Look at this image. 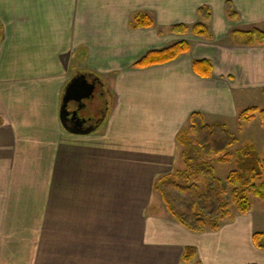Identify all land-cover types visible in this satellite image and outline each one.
<instances>
[{"label": "crops", "instance_id": "crops-1", "mask_svg": "<svg viewBox=\"0 0 264 264\" xmlns=\"http://www.w3.org/2000/svg\"><path fill=\"white\" fill-rule=\"evenodd\" d=\"M139 11L155 25L132 27ZM240 20L264 23V0H0V264H264L254 205L194 232L153 189L182 160L177 134L192 112L236 117L238 93L264 86V45L227 28ZM198 21L213 38L169 30ZM180 40L191 42L187 54L134 67ZM204 58L211 77L193 69ZM82 73L113 97L111 107L100 94L87 103L95 116L107 110L88 134L61 121L65 89ZM187 246L193 261L182 259Z\"/></svg>", "mask_w": 264, "mask_h": 264}, {"label": "trees", "instance_id": "trees-1", "mask_svg": "<svg viewBox=\"0 0 264 264\" xmlns=\"http://www.w3.org/2000/svg\"><path fill=\"white\" fill-rule=\"evenodd\" d=\"M226 8L229 17H237L231 2H227ZM198 13L205 20L212 17V9L207 5L201 6ZM131 25L135 28L152 27L155 20L147 12L139 11L133 15ZM169 30L179 34L190 31L201 37L213 38V33L203 21L191 26L174 24ZM231 36L244 37V44L264 45V30L258 27L234 29ZM191 49L190 41L180 40L168 47L148 51L134 63V67L168 63ZM193 69L200 76L211 77L214 65L210 59H196ZM261 92L264 95V86ZM257 113H260L264 127V105L246 107L237 118L242 122L251 121ZM177 141L182 149L181 163L175 170L160 175L153 188L161 195L169 213L188 229L194 232L219 230L224 221L235 218L236 212L245 215L251 211L252 196L264 201V153L260 156L254 145L237 150L238 169L230 171L226 178L218 175V165L233 161L235 153L230 149L238 142V137L226 122L208 123L202 112L194 111L189 123L178 132ZM253 240L257 247L264 248V231L255 232ZM196 253V247L187 246L182 259L193 261Z\"/></svg>", "mask_w": 264, "mask_h": 264}, {"label": "rangeland", "instance_id": "rangeland-1", "mask_svg": "<svg viewBox=\"0 0 264 264\" xmlns=\"http://www.w3.org/2000/svg\"><path fill=\"white\" fill-rule=\"evenodd\" d=\"M259 23L258 24H250V23H247L245 21H241L240 20L238 22H231L230 24L228 22L227 23V28H229V29L231 28V29L248 30V29H251V28L256 26V27L264 30V23H261V24H259ZM213 29L215 31V28H213ZM0 38H1V28H0ZM237 38L244 39V37H242V36H238ZM106 93L107 94L104 97V100H106V101H103V102L104 103L107 102L106 105L111 107L112 102H113V97L108 92H106ZM97 97H99V89H97L95 91L94 99L97 98ZM237 97L239 99V102H238V113L242 109H244L246 107H249V106L262 107L264 105V95L262 94L261 90L260 91L259 90H255V89L243 90V91H240L238 93ZM86 102L90 103V106H91L93 101L92 102L91 101L88 102V100H87ZM90 106H88V107H90ZM105 112H107V110L103 111V114H102L103 116H104ZM102 115H98V116L103 118ZM237 116H238V114H237ZM237 116L236 117H231V118H228V119L220 118V120H214L215 122L216 121L226 122L227 125H228V128L231 131H233V133L238 137V142L236 143V145H234L230 149L231 151H233V153H235V157L233 158V161L229 162V163H225V164H220V165L217 166L218 175L221 178H226L230 171H232L234 169H238V164L236 163L237 150L238 149H242V148H246V147H250L251 145H254L257 153L260 156H262L263 153H264V127L261 124L260 113H257L256 117L254 119H252L251 121H243V122L239 121ZM101 120L99 119L98 122H101ZM211 120L212 121L208 120L209 121L208 122L207 119H206V121L208 123H212L213 119H211ZM180 150H182V149H180ZM176 162H177V164H176V166L174 167L173 170H175L179 166V164L181 163V160H176ZM91 168L95 170V166L94 165H92ZM66 185H67V183H66ZM62 188L69 190V188H66L64 186ZM159 196H161V195H159ZM260 200L261 199L252 196V203L254 205L253 206V212L255 213L256 218H259L261 216L262 221L259 220V222H260L261 225H263L264 224V201L261 202ZM235 216H236V214H235ZM260 229H264V225L261 226Z\"/></svg>", "mask_w": 264, "mask_h": 264}, {"label": "water", "instance_id": "water-1", "mask_svg": "<svg viewBox=\"0 0 264 264\" xmlns=\"http://www.w3.org/2000/svg\"><path fill=\"white\" fill-rule=\"evenodd\" d=\"M98 82L96 80H89L88 76L84 73L76 75L67 85L63 95L61 105V121L63 126L70 132L76 134H88L93 127H85L84 124L92 117H84L77 110L69 109V104L74 102H84L86 108L88 104L86 101H92L95 97V91ZM74 121V125L70 126L66 123V119L70 118ZM89 118V119H88Z\"/></svg>", "mask_w": 264, "mask_h": 264}, {"label": "flooded vegetation", "instance_id": "flooded-vegetation-1", "mask_svg": "<svg viewBox=\"0 0 264 264\" xmlns=\"http://www.w3.org/2000/svg\"><path fill=\"white\" fill-rule=\"evenodd\" d=\"M88 76V78H89V80H96V78H94L93 76H91V75H87ZM97 81V80H96ZM99 87H100V84H97V87H96V90L97 89H99ZM100 89H101V91L99 92V94L101 95V96H103V95H105V90H104V88L102 89L101 87H100ZM89 102V101H88ZM87 103V102H86ZM86 106V104H85V101L84 102H74V101H72L70 104H69V109H71V110H77L80 114H81V116H84V117H89V116H91L92 118L91 119H89L87 122H85V124H84V126L85 127H93L95 124H96V122H98L99 121V119L101 120L102 119V117H100V116H95L94 115V113H95V110H94V113L93 112H91L90 110H89V108H86L85 107ZM88 110V111H87ZM99 115H102L103 114V108H100L99 109ZM103 116V115H102ZM98 119V120H97ZM66 123L68 124V125H70V126H73L74 125V121L71 119V117L70 118H68V119H66Z\"/></svg>", "mask_w": 264, "mask_h": 264}]
</instances>
